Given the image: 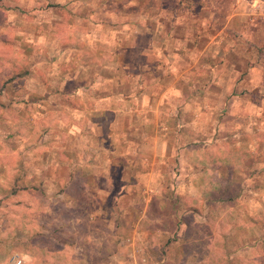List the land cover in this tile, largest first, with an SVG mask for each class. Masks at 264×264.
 Instances as JSON below:
<instances>
[{"label":"rangeland","instance_id":"1","mask_svg":"<svg viewBox=\"0 0 264 264\" xmlns=\"http://www.w3.org/2000/svg\"><path fill=\"white\" fill-rule=\"evenodd\" d=\"M179 1L189 2L166 0V4ZM222 1L243 12L241 18L247 24L258 22L256 35H264V9L255 7L263 6L264 0ZM111 2L0 0V104L7 107L0 110V183L16 169L32 179L51 176L57 182L61 177L64 183L69 174L81 182V164H89L91 178L97 173L94 165L102 168L107 163L99 142H95L99 147L92 144L88 113L58 106V95L49 89L58 85L59 68L65 75L81 63H92L91 56L102 53V45L111 48L116 44L113 32L128 33L125 25L107 22L113 20L107 13ZM52 32L61 39L55 42ZM74 36L79 41L73 38L71 42ZM39 37L45 42H39ZM188 55L196 57L191 52ZM252 56L257 57L255 50ZM172 65L181 69L179 60ZM165 67L163 58H142L135 82L154 87L157 71L163 77ZM200 68V72L207 70L204 65ZM22 71L29 75L7 84ZM200 72L182 78L199 84L205 79ZM256 73L248 77L250 82L256 80ZM196 83L189 89L180 82L177 86L183 90L166 93V99L177 107L172 111L177 117L168 124L171 133L166 131V136L174 137L177 145L184 139L193 144L189 151L179 150L169 165L163 164L161 154L162 172L152 176L150 186L138 187L120 200V176L140 178L142 172L137 176L132 168L117 169L110 186L99 180L108 195L98 193L93 179L89 187L74 186L70 193L82 202L72 208L68 202L54 200L61 187L50 182L44 196L29 192L0 203V264H13L14 257L21 258L22 264H264V90L259 91L256 83L249 85L247 100L253 106L243 100L222 109L209 106L202 97L213 95L205 89L195 91ZM61 86L73 89L71 82H61ZM45 92L51 94L47 100ZM182 96L190 104H182ZM196 97L205 105L198 106ZM141 123L147 122L143 119ZM162 127L158 124L154 129L165 132ZM71 130L83 133V138L70 137ZM131 156L133 167L134 160L141 158ZM189 180L191 192L201 185V200L183 193L185 188L180 185H169ZM159 182L167 186L156 185ZM216 184L229 187L230 194L223 197L229 202L220 201ZM185 202L191 206L203 202V213L182 217ZM210 246L217 249L214 257ZM202 256H206L204 261Z\"/></svg>","mask_w":264,"mask_h":264},{"label":"crops","instance_id":"2","mask_svg":"<svg viewBox=\"0 0 264 264\" xmlns=\"http://www.w3.org/2000/svg\"><path fill=\"white\" fill-rule=\"evenodd\" d=\"M109 5L113 7L109 8L107 13L113 20L107 19V22H119L125 25L129 28L128 33L113 32L115 37L113 41L116 44L110 48L108 44L105 45L102 42L103 52L94 55L95 57L91 56L92 63L80 64L85 67L78 66V69H72L65 75L59 68L58 76L61 78L57 81L58 85L49 89L53 91V94L58 95L56 97L58 106H69L71 109H77L82 115L84 111L88 113V130L91 132L92 144L95 146V142H99L101 153L105 154L107 163L102 168L94 165V171L97 173H93L91 178L89 164H81V175H78L81 182H77V177H72L71 180L69 174L65 184L61 182V177L57 182L51 176L33 179L40 182L44 189L49 182L54 183V186L58 188L70 182V192L74 186L89 187L90 180L93 179L96 181V187L100 189L98 193L108 195L110 194L108 190L102 189L98 184L99 180L105 181L106 185L110 186L113 182L112 172L117 169L125 171L132 168L133 172L138 174L137 176L142 172L143 175H140V178L124 179L120 176L122 191L118 195L120 200L131 192H136L135 189L138 187L145 184L150 186L152 176L162 172L159 168L161 154L163 164L169 165L171 158L180 154L179 150L189 151V147H193V144L185 139L181 140L183 134L181 132L179 134L181 142L178 145L174 137L166 136L167 133H171L168 124L173 123L174 117H177L172 114L177 107L173 106V100L166 99V93L170 90H183L177 86L180 82L189 89L196 83L186 81L188 77L182 78L184 74L194 76L195 71L200 72L201 65L207 67V70L200 72L205 79L199 84L196 83L198 90L195 91L205 89L208 94L213 95L214 98L201 96L204 101H208L209 106L224 109L233 107L234 104L243 100L248 106H253L252 100H247L249 85L256 83L259 91L264 90V35H256L258 22L247 24L246 20L241 18L243 12L223 4L222 0H199L195 3L189 0L186 4H181L179 1L172 5L166 4V0H112ZM109 5L106 4V7ZM52 27H56L55 23ZM56 34H52L55 42L61 39ZM73 38L79 41L74 36L69 38L71 42ZM39 42L45 41L39 37ZM254 50L256 58L252 56ZM188 52L196 57L190 59ZM153 56L157 59L163 58L166 62L165 76L161 77V73L157 71L156 75L159 77L153 84L154 87L148 83L135 82L140 75L139 60L148 57L151 60ZM174 60L181 62V73L172 65ZM151 69L155 70V68ZM253 72H257V78L251 79L250 82L248 77H251ZM22 73L29 75L28 71H22ZM226 81L229 82L226 83ZM61 82H71L73 89L67 91L61 86ZM50 95L45 92L44 100H47ZM201 97L198 99L196 97L195 103ZM181 98L185 101H182V104H190L188 97ZM202 105H205V102L200 100L198 106ZM179 117L182 118V116ZM143 119L147 122L146 124L141 123ZM158 124L163 126L161 129L165 132L154 129V126ZM70 135V137L83 138V133H78L76 130H71ZM58 139H61V136H58ZM131 155H140L138 158H141L139 160L141 163L138 164L139 161L134 160L137 164L133 167L129 165ZM197 181L202 183V180ZM160 182L156 185L164 184ZM174 184L180 185L181 189L185 188L183 193L197 195L200 200L203 197V193L200 195L201 185L198 187L197 184L196 189L194 188L191 192L193 184L190 180L184 183L172 181L169 185L176 187ZM164 186L167 185L164 184ZM56 192L54 200L61 201L60 203L68 202L70 208L72 204L75 206L82 202L79 196L75 198L72 193L68 196L60 190ZM181 195L176 197H183ZM59 197L60 199H57ZM182 212V217L198 214L185 208ZM143 217L145 215L141 217V220ZM88 219L92 220L93 216L90 215ZM209 251L214 257L217 249H211L210 246ZM205 257L202 256L201 261H204Z\"/></svg>","mask_w":264,"mask_h":264},{"label":"trees","instance_id":"3","mask_svg":"<svg viewBox=\"0 0 264 264\" xmlns=\"http://www.w3.org/2000/svg\"><path fill=\"white\" fill-rule=\"evenodd\" d=\"M26 75L27 74H23L22 72L17 73L7 81V84H10L20 78L23 79V77H25ZM6 109L7 107H5L4 104H0V110H6ZM69 178H71L72 180L71 175L69 176ZM7 179L8 180H5V182L0 183V203L5 202L9 198H19L23 194H29V192H35L41 196L45 195V189L42 186V184L40 182H37L36 180H33L32 178H29L27 174H25V172H23L20 169H16V173L13 174L11 178H7ZM70 186H71V183L69 182L67 185L61 186L60 191L63 193L65 192V195L70 196L71 195ZM216 187L218 188V191L220 194L219 196L220 201L229 202L230 199H225V200L223 199L225 195L230 194L229 187L223 186L222 184L220 185L216 184ZM158 201L160 202V200ZM17 204L19 205V202H17ZM202 204L203 202L200 203L201 206H191L185 202L184 205L187 206L185 209H190L198 214H202L203 213Z\"/></svg>","mask_w":264,"mask_h":264},{"label":"built area","instance_id":"4","mask_svg":"<svg viewBox=\"0 0 264 264\" xmlns=\"http://www.w3.org/2000/svg\"><path fill=\"white\" fill-rule=\"evenodd\" d=\"M257 2V1H256ZM255 7H257V9L259 8V10H261V8H263L264 9V5L263 6H256L255 5ZM262 9V10H263ZM253 20H255V18H249V21H253ZM23 263V261H22V259L21 258H19V257H14L13 258V264H22Z\"/></svg>","mask_w":264,"mask_h":264}]
</instances>
